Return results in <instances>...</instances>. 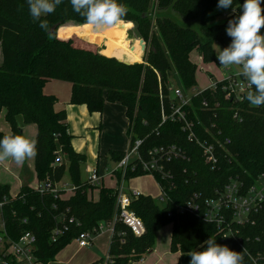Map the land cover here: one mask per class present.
<instances>
[{"label":"trees","instance_id":"1","mask_svg":"<svg viewBox=\"0 0 264 264\" xmlns=\"http://www.w3.org/2000/svg\"><path fill=\"white\" fill-rule=\"evenodd\" d=\"M117 2L127 8L122 21L133 22L136 32L146 43L142 62L126 64L116 58L128 61L134 60L133 56L140 59L138 45L129 49L130 56L120 44L105 45L103 53L74 44L73 39H76L97 48L108 32L127 31L129 24L93 30L84 17L73 11L70 0H63L54 13L41 17L48 22L45 31L39 21H33L27 0H0V114L5 111V119L11 126V134L0 129V139L5 135L25 137L24 125L35 124L34 170L37 179L53 183L67 179L74 187L68 197H55L53 193L40 194L29 184H23L16 197L11 199L10 185L0 183V199L10 198L5 213L12 235L17 237L19 232L33 231L37 237V256L45 262H53L80 232L92 229L100 222H110L117 210V187L81 180L80 168L86 161V154L75 150L72 144L74 136L69 131L66 110H56L57 97L44 92L47 81L61 80L71 84L69 103L84 104L90 113H101L106 102L121 103L128 119L126 133L130 145L136 139L145 138L142 151L176 144L186 152L184 159H175L168 165L173 178L162 180L160 175L154 174L162 185L172 186L168 188L169 200L165 206H160L149 194L131 197L129 209L142 219L146 231L138 237L125 224L117 222L108 249L111 264H129L152 252L157 231L168 224H172L170 249L180 253L178 264H189L188 253L203 250L204 242L210 237L236 252L245 248L253 253L264 250V203L244 224L233 221L228 213L223 228L229 225L234 231L227 240L228 245L221 240L220 228L215 223L204 220L201 214L177 212V207L194 193L200 194L201 198L213 197L232 179L250 186L264 174V106H251L246 94L241 101L225 99L221 87L215 97L207 90L192 97L185 108L190 119L203 120L204 124L197 127L200 136L207 134L203 133L207 126L213 131L221 130L222 139H230L228 151H219L221 156L215 168L205 163L200 147L188 139L179 121L168 119L160 125L162 105L166 112L170 111L173 80L178 79L185 91L197 86V66L190 59L191 52L197 50L205 63L217 61L213 43L217 41L224 47L230 45L232 38L226 33L228 21L241 14L244 0H233L232 7L226 8L231 13L223 22L213 24L212 12L218 0ZM154 4L159 10L178 12L185 20H199V28L182 26L168 16L158 15L153 20ZM68 23L84 25L63 26ZM263 31L261 29V33ZM109 34L128 37L123 30ZM252 91H255L254 87ZM205 98L212 108L203 107ZM215 101H219V106H215ZM236 111L239 119L234 118ZM18 116L22 117L23 126L18 125ZM213 123L215 127H212ZM110 154L119 162L125 151L111 150ZM115 174L119 184L122 178L125 181L149 173L140 167L132 169L129 166L124 173L116 169ZM95 188L99 189L97 200L90 196ZM62 212L73 216L75 221L68 222V230L52 240L57 215ZM25 217L27 224L22 222ZM103 260L89 264H102ZM243 264H252L246 251Z\"/></svg>","mask_w":264,"mask_h":264},{"label":"built area","instance_id":"2","mask_svg":"<svg viewBox=\"0 0 264 264\" xmlns=\"http://www.w3.org/2000/svg\"><path fill=\"white\" fill-rule=\"evenodd\" d=\"M202 58V57H201ZM220 65L218 59L215 61ZM240 69L235 70L227 76L218 79L210 80L209 84L203 89L192 88L185 91L180 85L170 86V111L166 112L165 107L162 105V125L166 120H177L181 123L182 129L187 133L190 141L197 144L201 151L202 156L210 167L215 168L220 160V150H226L227 145L230 144V139H222L221 130L213 131L211 128L205 126L203 133L200 136V131L197 127L203 125V120L197 118L196 120L188 117L186 106L191 103L192 97L202 94L204 91H210V94L215 97L216 91L221 87L224 92L225 99H235L241 101L244 99L245 94L249 91L248 81L241 75H237ZM210 76H214L210 73ZM252 90V89H251ZM189 92V93H188ZM162 98V94H160ZM215 106H219V101H215ZM204 108L209 109L210 101L205 98L202 102ZM240 115L236 111L234 118L239 119ZM215 127V124H212ZM209 135V136H206ZM145 138H139L125 151L124 157L117 163L116 169L122 170L124 173L129 166L132 169L140 167L144 172H148L154 178V174L160 175L162 180L171 179L173 175L168 165L175 159H184L186 157L185 150L176 144H167L150 147L146 150H141ZM115 169V170H116ZM115 170L113 173H115ZM102 177L97 169H91L89 181L92 184H99ZM156 179V178H155ZM160 189V199L167 202L168 190L172 187L162 185L157 180ZM32 189L38 191L40 194L53 193L55 197H68L73 192V185L68 181L62 180L53 183L51 180L39 181L34 185H29ZM169 188V189H168ZM118 197H117V210L113 215L110 222H100L97 226L89 230H84L79 233L73 241L79 248L91 246L98 236L103 232H109L110 241L115 233V224L121 222L125 224L135 236H141L145 233L146 228L142 219L131 209V197H138L142 193L138 190H131L130 192L124 191V180L118 184ZM69 193V194H68ZM17 194L10 195L11 199L15 198ZM9 197L4 196L0 199V264H52V261L45 262L41 260L36 254L37 237L31 230L19 232L17 237L12 235L8 225L7 216L5 213V205ZM264 203V174H261L256 182L250 186H245L237 179H232L224 186L223 190H217L216 195L209 198H201L200 194L194 193L184 204L177 207L179 214H201L203 219L215 223L220 228L221 240L228 245V238L234 233L232 228L226 223L228 213H231L232 220L244 224L248 222L253 212L259 210L260 206ZM69 211V209H67ZM16 215V212H13ZM172 213L169 212V215ZM57 225L52 232V240L64 234L68 230V222H74L73 216H67L66 212L57 215ZM22 222L27 224L28 218L22 219ZM13 229V228H12ZM110 244V243H109ZM246 253L251 257L252 264H264V250L255 253L246 249ZM137 261H131L129 264H137ZM112 261L108 254L103 260L102 264H111Z\"/></svg>","mask_w":264,"mask_h":264},{"label":"clouds","instance_id":"3","mask_svg":"<svg viewBox=\"0 0 264 264\" xmlns=\"http://www.w3.org/2000/svg\"><path fill=\"white\" fill-rule=\"evenodd\" d=\"M63 0H27L33 21L47 31L48 22L41 17L52 14ZM262 0H244L242 12L228 21L226 33L232 38L229 46L216 53L220 65L225 68L239 66L237 75L248 81L249 91L246 99L251 106H264V7ZM74 12L85 18L93 30L103 31L106 28L121 24L127 14L125 5L117 0H70ZM233 5V0H218L217 7L226 9ZM235 10V9H233ZM254 87L255 91L251 89ZM36 154V142L21 135H5L0 139V162L13 159L18 165ZM206 247L200 251H191L189 264H243L245 249L242 252L231 250L228 246L219 245L209 238L204 242Z\"/></svg>","mask_w":264,"mask_h":264},{"label":"rangeland","instance_id":"4","mask_svg":"<svg viewBox=\"0 0 264 264\" xmlns=\"http://www.w3.org/2000/svg\"><path fill=\"white\" fill-rule=\"evenodd\" d=\"M261 6L264 7V2L261 3ZM152 18L154 20L155 16H168L170 18H172L174 21L178 22L180 25L182 26H188L194 29H198L199 28V20H185L184 18H182L178 12L171 10V9H167V10H159L157 7H152ZM228 10L227 9H222V8H218L216 7L212 14L214 15V20L211 22L213 23H221L224 21L226 15L228 14ZM122 24H129L130 28L127 30V36L130 38L129 41L130 43H127L129 46H133V45H138L139 49L141 51V60L139 61H134V60H128L129 62H142L143 61V56L145 51H142V48L139 44V40L142 39L138 33L136 32V29L134 27V23L133 22H125L123 21ZM84 24H78V23H68L65 24L63 26H81ZM152 25H156L155 22H152ZM62 27V26H61ZM60 27V28H61ZM59 28V29H60ZM58 29V31H59ZM117 30V29H115ZM124 30V29H121ZM126 31V30H125ZM264 34V31L263 33ZM107 35V34H106ZM106 37V36H105ZM112 37V35L108 34V38L110 39ZM74 40V44L80 47H84V48H89L92 50H97L101 53L103 49H105V43L102 42L101 45H99V47H95L93 45H89L88 43L76 40ZM144 40V39H143ZM105 41V40H103ZM128 41V40H127ZM120 43H116V44H120L122 46H126V40L124 39H120L119 40ZM114 44V45H116ZM112 45V46H114ZM108 46V45H107ZM215 52L217 53L218 48L217 46L223 50L225 47L220 44L217 41H214L213 43ZM126 48V47H125ZM127 50V49H126ZM128 53V51H127ZM107 56H112V57H116L113 55H107ZM118 58V57H116ZM190 59L192 60V62L197 66V71H196V83L197 89H203L205 88L210 80H214V79H218L221 78L223 76H227L230 73L234 72L237 69H240L239 66H230L228 68H225L223 65H218L216 62H203L202 58L200 57V54L197 50H193L190 54ZM127 61V60H125ZM210 73H212L214 76H210ZM178 79L175 78V80H173V85H179L178 84ZM189 93V92H188ZM2 120L0 118V124L2 123ZM24 127H26L24 129ZM23 127V133L25 135L26 138L34 140L35 141V136L37 133V129H36V125L34 124H26ZM85 153V152H84ZM86 154V161L84 164H82L81 168H80V177L81 180L83 181H88L89 180V176H90V171L91 169H97L100 176H107L108 174H111L117 167V163L112 157L111 154L108 153L106 155V158L104 157H100L97 161V157H95L94 159L91 157L90 154L85 153ZM34 157L26 159L22 164H18L16 162H14L13 165H15V169L13 170V173H11V171H8L5 169V166L8 165L10 166L8 163H2L0 164V182L3 183H8L10 185H12V188L10 190V194L11 195H15L18 193V186H17V182H15L14 178H13V174L17 173L18 177L22 180L23 183H32L35 184L36 183V174H35V170H34ZM11 167V166H10ZM67 177V176H66ZM67 180V179H65ZM16 183V184H15ZM104 183L105 186H116L118 187V180L116 177L111 178H105L104 181H100V184ZM99 185V184H98ZM131 190H138L140 192H142L143 194H149L151 195L153 198H155V200L158 202V204L160 206H165L166 202L162 199H160V189L158 186V183L156 181V179L151 175V174H144V175H140L137 177H134L132 179L129 180H125L124 181V191L128 192ZM99 196V189L96 188L94 190L93 193V197L96 199ZM171 224H168L166 226H164L163 228H161L160 230H158L159 232H157L156 234V241H155V246L157 249H160V253L164 252V257L165 259H163L160 264H164V263H168V264H174V260L177 257L176 252H172L169 249V236H170V232H171ZM107 242H104V244L102 245L101 243V238H99V240H96L94 242L93 245L85 247V248H80L77 246V244L72 240L56 257L55 260L53 261L52 264H86L87 262H90L92 260H98L101 258H105L106 254H107ZM152 253V252H150ZM149 253V254H150ZM149 254H146L147 256ZM153 256H157L156 254Z\"/></svg>","mask_w":264,"mask_h":264},{"label":"crops","instance_id":"5","mask_svg":"<svg viewBox=\"0 0 264 264\" xmlns=\"http://www.w3.org/2000/svg\"><path fill=\"white\" fill-rule=\"evenodd\" d=\"M230 13L231 12H229L226 16H228ZM118 30H121V29L108 32L106 37L104 38L105 41L103 42L108 46H112L116 43H120L119 40L124 39V38L118 34H113L110 39H107L109 33H114L115 31H118ZM125 32L127 33V31ZM129 39L130 38L127 37L124 40H126L125 47L128 51V54L130 55L129 49L133 47L134 45L129 46L127 44V43H130ZM140 54H141V51H140ZM131 57L134 60H138V61L141 60V58L137 59L133 56ZM1 60H2V55H1V50H0V62ZM44 92L47 94L55 95L57 97V103L55 104L56 110L58 111L62 109L66 110L69 131L74 136L72 139V144L75 150L79 152H83V153L84 152L88 153L91 155L93 159L97 157V161H98L100 157L106 158V155L110 153L111 150L126 151L129 148L130 139L126 133L128 129V119L125 115V107L121 103L106 102L104 105V109L101 113L100 112L90 113L88 111V108L84 104L75 105V104L69 103L70 95H71V84L67 81H61V80L47 81L46 84L44 85ZM0 118L3 119L2 123L0 124V129L7 134H11V126L5 119V111H2V113L0 114ZM25 128L26 127H24V129ZM36 129H37V126H36ZM34 159H35V156H34ZM5 162L11 166L10 167L6 165L5 169L13 173L12 169H15V165H13L15 161L13 159H7L3 161L2 163H5ZM13 175H14L13 178L15 182H17L18 192L23 184L34 185L32 183H23L22 180L18 177L17 173H14ZM101 177H102L101 179L102 182L104 181L105 178L112 179L113 177H116L118 180L117 175L113 172L111 174H108L106 177L105 176H101ZM37 180L38 179L36 177V182ZM0 183H3V182H0ZM4 184H8V183H4ZM110 187H116V186H110ZM11 188H12V185H10V190ZM94 190L91 191L90 196L94 200H97L99 196L96 199L93 197ZM171 233H172V226H171V232L169 236V249H170V242H171ZM99 238H101L102 245L104 244V242H107L106 249H107V254H108L109 243H110L109 242L110 241L109 232L107 231L103 232L100 236L95 238L94 242L96 240H99ZM159 250L160 249L153 247L152 253H150L148 256L145 255L144 257H142V260L139 261L137 264H160V262L163 259H165L164 257L165 255H164V252L160 253ZM176 253L178 254H177L176 259L174 260V264H178V260L180 256L179 252H176ZM155 254L157 256H153ZM96 260H92L90 262H87L86 264H89ZM164 264H168V263H164Z\"/></svg>","mask_w":264,"mask_h":264},{"label":"water","instance_id":"6","mask_svg":"<svg viewBox=\"0 0 264 264\" xmlns=\"http://www.w3.org/2000/svg\"><path fill=\"white\" fill-rule=\"evenodd\" d=\"M139 44H140V46H141V48H142V51L144 52L145 49H146V43H145V41H144L143 39H140V40H139ZM117 59L120 60V61H124L126 64H130V63H131V62H129V61L122 60V59H120V58H117ZM17 121H18V125H19V126H23V121H22V117H21V116H18V117H17Z\"/></svg>","mask_w":264,"mask_h":264}]
</instances>
